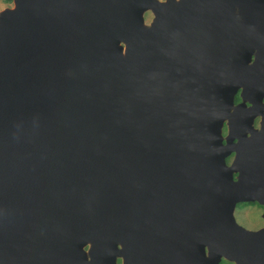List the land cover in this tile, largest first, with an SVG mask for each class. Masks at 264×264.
Masks as SVG:
<instances>
[{
  "label": "water",
  "instance_id": "1",
  "mask_svg": "<svg viewBox=\"0 0 264 264\" xmlns=\"http://www.w3.org/2000/svg\"><path fill=\"white\" fill-rule=\"evenodd\" d=\"M214 2L0 13V264H160L178 212L190 264H264V229L232 213L264 205V0Z\"/></svg>",
  "mask_w": 264,
  "mask_h": 264
},
{
  "label": "flooded vegetation",
  "instance_id": "2",
  "mask_svg": "<svg viewBox=\"0 0 264 264\" xmlns=\"http://www.w3.org/2000/svg\"><path fill=\"white\" fill-rule=\"evenodd\" d=\"M160 1H163V0H160ZM213 1H216V0H213ZM213 1L211 0V2H213ZM213 6L216 9H220V10L222 9V7H224V5L221 4V0H219V2H217V3L214 2ZM10 7H12V0H0V13L4 9L10 8ZM233 13L237 14V16H238L237 5L234 6ZM219 14L220 13H217V14H214L213 16L218 18ZM143 15H151V14L149 11H145L143 13ZM262 51H264V44H261L258 48L254 47L253 53L251 55V59L254 58L256 53L261 54ZM236 97H238V98L235 99ZM239 101H240V99H239V95H238V91H237L233 97V104H236ZM261 103L264 104V97L261 100ZM262 114H263L262 115L263 117L259 114L253 118L252 123H251V126L257 132V135L263 134V133H260L259 131L261 129V122L264 120V109L262 110ZM221 134L223 137H225L227 135L225 122H223V125L221 127ZM243 135L249 136V133L245 132ZM235 140L236 139H233V141H235ZM232 158H233V153H230L228 156L225 157V159H224L225 163L229 164L231 162ZM235 175H236V173L233 174V177H235ZM232 213H233V217H234V220L236 221V223L239 224L240 226L244 227L245 229H248V230L264 229V205L258 203L257 201L237 202L234 205ZM251 214H253L256 217V220L250 223L247 220V216L251 215ZM176 215H177V217H179L180 213L178 212V213H170V214L168 213L167 214V216L169 217V220L167 219L168 228L166 229V236L164 237L166 244H161L160 246H158L160 249L159 256L162 254V256L164 258L163 261L160 262V264H186V262L182 259V255H183L184 251H182L181 258H180V255L176 253V249L178 251L184 249L185 240H186L185 237L176 238V234H174V231L176 230V228L178 227L179 224L182 225L181 229H180L182 233L185 230L186 226L188 227V261H189L188 264H190V253H191L190 252V248H191L190 246H192V239L190 237V223L186 224L185 222L179 223L175 220L172 221L171 217H176ZM240 220H242L243 222H241ZM193 244H194V242H193ZM164 249H165V251H164ZM121 256H122V254H118L115 256V264H121L122 263L123 258ZM145 256H147V254H145ZM145 256H143L144 257L143 260L146 261L144 264H147L148 262H147V258ZM148 256H149V254H148ZM221 263H232V262L221 259L218 264H221Z\"/></svg>",
  "mask_w": 264,
  "mask_h": 264
},
{
  "label": "rangeland",
  "instance_id": "3",
  "mask_svg": "<svg viewBox=\"0 0 264 264\" xmlns=\"http://www.w3.org/2000/svg\"><path fill=\"white\" fill-rule=\"evenodd\" d=\"M4 5H5V4H4ZM150 18H151V15H143L144 23H145V24H148ZM237 220H238V219H237ZM247 220H248V222L251 223V222H253V221L256 220V217H255L253 214H251V215H248V216H247ZM240 221L243 222L242 220H240ZM221 264H232V263H221Z\"/></svg>",
  "mask_w": 264,
  "mask_h": 264
},
{
  "label": "trees",
  "instance_id": "4",
  "mask_svg": "<svg viewBox=\"0 0 264 264\" xmlns=\"http://www.w3.org/2000/svg\"><path fill=\"white\" fill-rule=\"evenodd\" d=\"M238 97H236L235 99H237Z\"/></svg>",
  "mask_w": 264,
  "mask_h": 264
}]
</instances>
